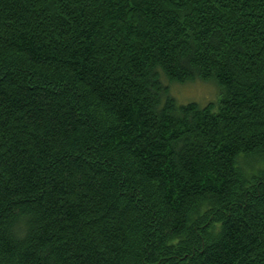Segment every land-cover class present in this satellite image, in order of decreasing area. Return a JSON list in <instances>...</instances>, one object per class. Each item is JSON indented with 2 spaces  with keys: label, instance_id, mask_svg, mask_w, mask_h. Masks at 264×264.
Instances as JSON below:
<instances>
[{
  "label": "trees",
  "instance_id": "obj_1",
  "mask_svg": "<svg viewBox=\"0 0 264 264\" xmlns=\"http://www.w3.org/2000/svg\"><path fill=\"white\" fill-rule=\"evenodd\" d=\"M262 158L264 0H0V264H264Z\"/></svg>",
  "mask_w": 264,
  "mask_h": 264
},
{
  "label": "rangeland",
  "instance_id": "obj_2",
  "mask_svg": "<svg viewBox=\"0 0 264 264\" xmlns=\"http://www.w3.org/2000/svg\"><path fill=\"white\" fill-rule=\"evenodd\" d=\"M169 93L177 104L196 102L199 105H204L208 102H217L220 97L218 87L213 81L201 79L183 83H170ZM247 165L246 172H248V175L264 173V158L258 160L251 159Z\"/></svg>",
  "mask_w": 264,
  "mask_h": 264
}]
</instances>
